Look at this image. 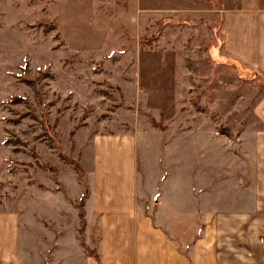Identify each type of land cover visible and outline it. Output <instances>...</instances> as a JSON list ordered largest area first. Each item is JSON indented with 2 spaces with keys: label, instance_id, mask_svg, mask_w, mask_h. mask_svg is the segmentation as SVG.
<instances>
[{
  "label": "rangeland",
  "instance_id": "rangeland-1",
  "mask_svg": "<svg viewBox=\"0 0 264 264\" xmlns=\"http://www.w3.org/2000/svg\"><path fill=\"white\" fill-rule=\"evenodd\" d=\"M94 1L0 0V213L19 219V264L97 255L96 135H148L140 162L167 152L178 174L196 140L239 144L264 95L224 52L223 0Z\"/></svg>",
  "mask_w": 264,
  "mask_h": 264
},
{
  "label": "crops",
  "instance_id": "crops-1",
  "mask_svg": "<svg viewBox=\"0 0 264 264\" xmlns=\"http://www.w3.org/2000/svg\"><path fill=\"white\" fill-rule=\"evenodd\" d=\"M223 4L226 56L264 77V0ZM251 118L239 144L212 138L204 151L196 140L178 174L167 152L140 162L148 135H96L84 210L97 255L80 251L72 264H264V95ZM19 262V219L0 213V264Z\"/></svg>",
  "mask_w": 264,
  "mask_h": 264
},
{
  "label": "trees",
  "instance_id": "trees-1",
  "mask_svg": "<svg viewBox=\"0 0 264 264\" xmlns=\"http://www.w3.org/2000/svg\"><path fill=\"white\" fill-rule=\"evenodd\" d=\"M26 101H27V99L26 98H22V97H14L12 99V103H20V102H26Z\"/></svg>",
  "mask_w": 264,
  "mask_h": 264
}]
</instances>
